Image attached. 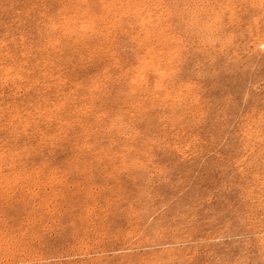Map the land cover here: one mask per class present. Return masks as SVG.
I'll list each match as a JSON object with an SVG mask.
<instances>
[{"label":"rangeland","instance_id":"1","mask_svg":"<svg viewBox=\"0 0 264 264\" xmlns=\"http://www.w3.org/2000/svg\"><path fill=\"white\" fill-rule=\"evenodd\" d=\"M0 264H264V0H0Z\"/></svg>","mask_w":264,"mask_h":264}]
</instances>
